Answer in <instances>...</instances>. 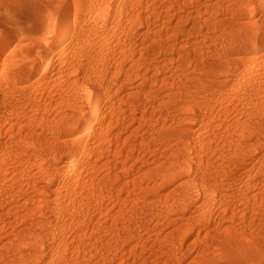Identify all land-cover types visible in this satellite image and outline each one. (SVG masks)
Segmentation results:
<instances>
[{"label":"rangeland","instance_id":"1","mask_svg":"<svg viewBox=\"0 0 264 264\" xmlns=\"http://www.w3.org/2000/svg\"><path fill=\"white\" fill-rule=\"evenodd\" d=\"M261 1L238 53L253 0H0V264H213L216 230L264 236Z\"/></svg>","mask_w":264,"mask_h":264},{"label":"bare ground","instance_id":"2","mask_svg":"<svg viewBox=\"0 0 264 264\" xmlns=\"http://www.w3.org/2000/svg\"><path fill=\"white\" fill-rule=\"evenodd\" d=\"M253 1L254 2H250L249 4L237 6L231 14L232 21L229 23L231 40L233 42L241 43V49L236 50V52L238 53H243V49L247 46L249 40L252 41L254 39H257L260 34V31L256 27V25L251 20H248L247 9H259L263 7V1ZM34 33V28L26 29L27 36H31ZM18 38L19 36L14 37V39L16 40ZM224 62L225 61L222 54L217 53L215 58L210 59L206 63L205 69L207 70V72L224 74V76H227V74H225L226 72L223 71ZM92 117V110H89L88 113L84 116L78 132H82L88 127L90 121L92 120ZM197 130L198 128L196 126L193 132H197ZM179 163L184 164V162ZM239 176L244 182H246L247 179L243 172H240ZM204 178L205 176L192 178L187 182V184L189 185V187L198 189L199 186L202 185L200 192L201 194H204L208 190V186L204 184ZM201 205L202 202L197 206L195 205L194 208L201 207ZM212 241L213 253L216 255V259L213 264H264V236H262L261 234H256L255 236L247 233L236 235L234 230H216L213 235ZM171 250L174 253V256L172 257L174 263L181 264V257L177 253L175 247H173Z\"/></svg>","mask_w":264,"mask_h":264}]
</instances>
